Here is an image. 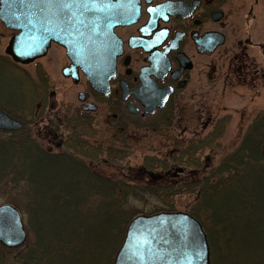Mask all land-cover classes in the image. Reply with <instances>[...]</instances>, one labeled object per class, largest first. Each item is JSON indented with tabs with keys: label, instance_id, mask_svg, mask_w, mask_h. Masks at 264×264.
<instances>
[{
	"label": "trees",
	"instance_id": "trees-1",
	"mask_svg": "<svg viewBox=\"0 0 264 264\" xmlns=\"http://www.w3.org/2000/svg\"><path fill=\"white\" fill-rule=\"evenodd\" d=\"M0 106L22 121L18 131H0V192L19 208L30 233L21 248L0 246V264H113L130 220L140 213L174 211V201L182 195L194 197L186 211L204 228L210 264H264V112L217 167L201 165L189 154L218 140L228 115L203 139L187 141L173 161L144 158L137 168L143 182L131 183L94 169L95 161L115 165L120 150L118 141L83 140L79 126L90 128L88 118L69 115L65 125L70 130L59 140L69 151L51 152L32 136L31 121ZM172 112L168 109L151 126L167 123ZM187 165L196 170H185L178 179L170 172ZM152 197L160 200V208L143 212L132 206Z\"/></svg>",
	"mask_w": 264,
	"mask_h": 264
},
{
	"label": "rangeland",
	"instance_id": "rangeland-1",
	"mask_svg": "<svg viewBox=\"0 0 264 264\" xmlns=\"http://www.w3.org/2000/svg\"><path fill=\"white\" fill-rule=\"evenodd\" d=\"M249 29L242 34L240 47L237 48L236 39H233L231 46L224 48L223 72L216 76L213 88L206 86L203 90L208 91L202 92L199 99H190L185 107L174 108L167 123L158 127L151 124L135 128L127 126L120 130L109 126L102 113L93 118L90 128L80 124L81 130L78 132L83 140L104 144L118 141L116 148L120 150V161L117 160L115 165L95 161L94 169L104 177L141 183L142 177L137 168L144 158H151L149 161L153 163L157 158L173 161L172 158L179 156L181 149L187 147V141L203 139L214 129V123L219 118L228 115L229 122L218 140L203 150L190 151L189 154L193 159L202 161L201 165L204 162L209 168L217 167L220 159L240 144L252 120L264 112V53L259 48V44L264 43V11L254 28ZM10 35V31L0 23V104L23 120L31 121L32 136L45 149L68 152L66 147L59 148L58 142L66 138L70 130L65 125L66 118L78 114L75 108L82 105L78 93L89 92L87 81L81 75L79 83L75 84L62 75L66 58L61 49L53 46L46 56L38 60L28 64L14 63L6 52ZM246 37L251 42L245 43L243 40ZM234 52L245 55V68L228 66ZM4 58H9L10 62L4 61ZM52 104L56 107L51 108ZM55 125L58 127L55 128ZM188 166L183 170L181 166H176L170 172L177 178L185 176L189 169L196 170L194 166ZM6 200L0 192V205L8 203ZM174 202V211L187 212L194 197L182 195ZM136 203L132 206H137L143 212H148L153 206L161 207L160 200L154 197Z\"/></svg>",
	"mask_w": 264,
	"mask_h": 264
},
{
	"label": "flooded vegetation",
	"instance_id": "flooded-vegetation-1",
	"mask_svg": "<svg viewBox=\"0 0 264 264\" xmlns=\"http://www.w3.org/2000/svg\"><path fill=\"white\" fill-rule=\"evenodd\" d=\"M123 3L124 12L138 13V17L131 24L113 29L115 39L121 42V52L116 58L115 76L109 81V93L96 92L86 80L89 92L78 93V99L81 93L84 99H79L82 105L75 108L80 116L90 118V124L103 113L107 124L120 130L150 125L168 109L185 107L188 100L199 99L202 92L208 91L203 90L206 86L213 88L216 76L223 72L224 48L230 47L233 39L240 47L242 34L254 28L264 11V0ZM243 41L249 43L251 39ZM52 46L61 49L66 58L63 75L70 62L63 47L55 43ZM259 48L264 53V43ZM244 58L234 52L228 66L243 69ZM66 78L79 83L72 76ZM55 107L52 104L51 108ZM60 143L58 147L62 148Z\"/></svg>",
	"mask_w": 264,
	"mask_h": 264
},
{
	"label": "water",
	"instance_id": "water-1",
	"mask_svg": "<svg viewBox=\"0 0 264 264\" xmlns=\"http://www.w3.org/2000/svg\"><path fill=\"white\" fill-rule=\"evenodd\" d=\"M123 1L0 0V21L16 32L6 52L14 63L28 64L46 56L56 43L70 60L63 75L79 82V70L96 92L107 95L121 52L113 29L138 17L122 10ZM79 99H84L83 93ZM21 127V121L0 107V130L13 132ZM27 238L20 210L1 204L0 244L16 249ZM113 264H210V247L202 224L187 212L140 214L128 223Z\"/></svg>",
	"mask_w": 264,
	"mask_h": 264
},
{
	"label": "snow or ice",
	"instance_id": "snow-or-ice-1",
	"mask_svg": "<svg viewBox=\"0 0 264 264\" xmlns=\"http://www.w3.org/2000/svg\"><path fill=\"white\" fill-rule=\"evenodd\" d=\"M65 7H67V5H65Z\"/></svg>",
	"mask_w": 264,
	"mask_h": 264
}]
</instances>
